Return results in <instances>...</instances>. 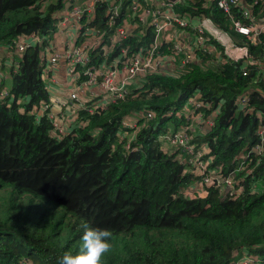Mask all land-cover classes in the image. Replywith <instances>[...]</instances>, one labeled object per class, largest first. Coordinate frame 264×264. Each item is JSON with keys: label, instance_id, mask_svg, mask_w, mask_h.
<instances>
[{"label": "trees", "instance_id": "16d2710c", "mask_svg": "<svg viewBox=\"0 0 264 264\" xmlns=\"http://www.w3.org/2000/svg\"><path fill=\"white\" fill-rule=\"evenodd\" d=\"M66 1L0 0V47L10 49L12 60L3 80L0 56V88H6L0 95V264H57L64 253L79 251L85 225L112 232L103 264H233L244 252L263 264L264 145L259 151L251 145L264 115V32L255 38L237 32L231 17L248 22L239 7L226 13L215 0H176L182 17L212 22L244 53H224L218 41L223 35L205 27L214 52H200L199 61L174 65L170 74L146 73L140 86L129 85L125 96L105 107L77 109L82 123L54 135L36 106L49 95L45 52ZM243 1L252 3V13L264 14L263 0ZM127 2L111 27L102 15L106 4L95 5L93 22L104 30V42ZM130 32L113 43L107 58L122 45L134 49L150 41L148 26ZM30 33L38 41L14 50L12 39ZM170 48L164 41L158 52ZM91 56L103 58L98 49ZM194 93L208 104L202 110L212 122L191 140L208 150L221 175L235 172L231 194L220 196L213 186L199 195L191 191L195 175L157 139L184 121L174 111ZM248 93L240 104L238 97ZM127 115L135 125L119 138L120 119ZM188 191L194 193L188 197Z\"/></svg>", "mask_w": 264, "mask_h": 264}, {"label": "built area", "instance_id": "2783aa9c", "mask_svg": "<svg viewBox=\"0 0 264 264\" xmlns=\"http://www.w3.org/2000/svg\"><path fill=\"white\" fill-rule=\"evenodd\" d=\"M209 1L207 0V4ZM102 2L106 4L102 14L105 24L111 27L120 13L123 0H71L66 1L58 10L52 32L55 44L52 51L48 52L46 49L42 70L49 95L46 100L39 102L37 108L35 107L36 113L45 114L49 119L54 135L64 134L77 122L82 123L76 120L77 109L92 112L105 107L117 98L125 96L129 85L140 86L146 73L162 70L170 74L175 69L174 65L179 68L187 67L188 64L200 60V52L203 54L214 52L212 45L207 42L209 35L203 20L184 18V15L182 17L174 10L175 1L167 0H128L125 5L127 11L123 13L120 23L114 25L111 33L106 36L108 41L104 42V30L93 22L95 5ZM215 3L226 13L231 12L230 8L239 7L248 22L244 23L236 17H231L230 24L237 32L253 38L264 32V14L259 16L252 13V3L245 4L243 0H215ZM262 3L264 4V0ZM139 26L150 27L151 38L148 44H140L134 49L128 44L122 45L117 54L106 57L112 52L113 43L119 37L129 35L131 28ZM186 27L190 31L185 29ZM38 38L36 33L18 36L12 39L13 49L22 51L38 41ZM164 41L171 42L170 50L158 52V45ZM50 47L52 48V45L49 49ZM94 49L101 52L103 56L101 60L95 61L92 58L91 52ZM60 61L63 62L66 76L64 86H60L56 79ZM252 61H256L257 64L261 62L254 59ZM242 73H245V68ZM51 83L55 84V87H52ZM5 89L0 88L1 96L6 94ZM248 95L249 93L240 95L239 103L245 104ZM184 104H187L183 113L184 121H180L173 130L163 134L168 147L173 150L181 149L180 157L186 153L191 155L185 163L188 170L201 178L196 184L197 195L201 194L206 186L215 187L220 196L231 194L235 172L221 175L219 166L210 165L211 156H207L208 150L195 148L191 140L194 131H200L212 122L210 118L204 116L202 110L204 107L207 108L208 104L202 102L196 93L189 96ZM145 115L150 117L151 111L145 110ZM134 118L127 115L120 119V128L123 127V130L118 131L119 138L124 137V133L128 134L125 130L127 126L135 125ZM255 133L257 142L251 146L253 150L259 151L264 145V115ZM125 145L128 146V143L125 142ZM195 150L198 153L195 154ZM202 150L204 152L200 153ZM191 191L185 195L190 197L194 193ZM238 262H241L240 258L233 264Z\"/></svg>", "mask_w": 264, "mask_h": 264}, {"label": "clouds", "instance_id": "9594fccd", "mask_svg": "<svg viewBox=\"0 0 264 264\" xmlns=\"http://www.w3.org/2000/svg\"><path fill=\"white\" fill-rule=\"evenodd\" d=\"M79 251L76 254L66 252L59 257L57 264H103V257L111 251L109 242L112 232L108 229L92 228L85 225Z\"/></svg>", "mask_w": 264, "mask_h": 264}, {"label": "rangeland", "instance_id": "374dc122", "mask_svg": "<svg viewBox=\"0 0 264 264\" xmlns=\"http://www.w3.org/2000/svg\"><path fill=\"white\" fill-rule=\"evenodd\" d=\"M176 1V0H175ZM206 23L208 24V27L210 28L209 30L211 31V32H213L214 34H218L219 36L220 35H223L224 37H225V39H227V41L226 42H228L230 45H231V39H229V37L226 35V33H222V32H220V30L212 23V22H210V21H208V22H204V24H205V26H206ZM207 27V28H208ZM51 43H52V40H51ZM237 46V45H236ZM239 47V46H238ZM214 50V49H213ZM243 50V49H242ZM218 53L221 55V53H222V51L221 52H219L218 51ZM222 56V55H221ZM222 60H223V56H222ZM195 94V93H194ZM187 106V104H183L182 106H181V108H179L177 111H174V113H175V115H183V113H184V109H185V107ZM173 110L172 109H169V113H171ZM168 113V114H169ZM124 137H126V136H128V134H126V133H124V135H123ZM157 139L160 141V143L162 144V145H164V147L165 148H162V150L163 151H166L167 153H170V152H172V153H174V156L176 157V159L180 162L182 159L185 161V162H188V158L189 157H191V155H189V154H184L183 156H181L180 157V154H181V152H182V150L181 149H175V150H173V149H171V148H169L168 147V145H167V143H166V141H165V139H164V135L163 134H158V137H157ZM200 153H203L204 152V150H202V151H199ZM176 153V154H175ZM195 154L196 153H198L196 150H195V152H194ZM195 154L193 155V161H194V158H195ZM245 167H242L241 169H244ZM193 175H195V179H194V181H193V184L191 185V189H194V192H195V190H196V184H197V182H198V179H199V181H201V178H199V176L198 175H196V174H193ZM240 259H241V262H238V263H236V264H254L255 263V261L253 260V258H252V254L251 253H247V252H244V253H242V255L240 256Z\"/></svg>", "mask_w": 264, "mask_h": 264}, {"label": "crops", "instance_id": "0c3cea01", "mask_svg": "<svg viewBox=\"0 0 264 264\" xmlns=\"http://www.w3.org/2000/svg\"><path fill=\"white\" fill-rule=\"evenodd\" d=\"M206 27H208L207 23H206ZM208 29H210V28L208 27ZM213 35L218 37V34H214L213 33ZM221 39L218 38V41L221 42V44L223 46L222 50H223L224 53H226L228 55H231V56H240V55H242L244 53L245 47H243V46H239L238 47V46L232 44V41H231V45H230L228 42H226L227 39H225V37H223V36H221ZM54 40L55 39L52 38V48H50L48 50V52L52 51L53 46L55 44ZM64 40H66V39H64ZM9 51H10V49L7 46L1 45V47H0V56L2 57L3 66H4V68H6L5 71H4L3 80L7 79V76H8L7 67L9 66L10 63H12L11 62L12 60H11L10 55H9ZM65 77L66 76L64 74V65H63V62L60 61L59 66L57 68V72H56V79H57V81H58L60 86H64ZM51 86L55 87V84L51 83Z\"/></svg>", "mask_w": 264, "mask_h": 264}, {"label": "water", "instance_id": "95a60500", "mask_svg": "<svg viewBox=\"0 0 264 264\" xmlns=\"http://www.w3.org/2000/svg\"><path fill=\"white\" fill-rule=\"evenodd\" d=\"M167 1L174 2L175 0H167Z\"/></svg>", "mask_w": 264, "mask_h": 264}]
</instances>
